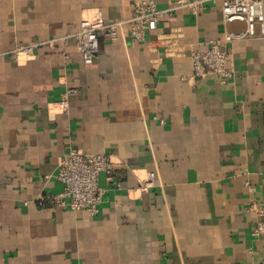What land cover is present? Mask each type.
Masks as SVG:
<instances>
[{
  "label": "crops",
  "instance_id": "1",
  "mask_svg": "<svg viewBox=\"0 0 264 264\" xmlns=\"http://www.w3.org/2000/svg\"><path fill=\"white\" fill-rule=\"evenodd\" d=\"M148 1L176 0H0V264H264L249 210L264 206V36L227 46L224 82L182 81L191 51L243 29L216 2L161 18L146 43L123 25L83 64L81 20L126 21ZM71 149L116 165L119 189L97 176L95 216L37 205L61 191Z\"/></svg>",
  "mask_w": 264,
  "mask_h": 264
},
{
  "label": "built area",
  "instance_id": "2",
  "mask_svg": "<svg viewBox=\"0 0 264 264\" xmlns=\"http://www.w3.org/2000/svg\"><path fill=\"white\" fill-rule=\"evenodd\" d=\"M220 2L222 23L225 26L240 23L243 29L229 31L226 28L221 39L210 41L204 51H191L189 55L190 73L182 76L187 83H198L206 77L217 76L224 82L232 76V68L227 53V46L239 42L256 40L264 36V0H176L166 9H157L152 1L138 3L132 7V15L126 21L107 22L100 11L94 18L81 20L79 29L70 36L75 42L76 50L83 64L90 65L98 52L101 38L113 43L117 41L118 30L128 25L129 37L136 42L146 43L148 32L156 29L161 18L170 16L175 10L187 9L193 15L202 11L210 3ZM170 39V38H169ZM161 43L172 45L168 39H160ZM173 42V40L171 39ZM52 44V42H48ZM38 45H25L15 48L14 58L29 54ZM168 54H171L167 48ZM69 92L63 94V98ZM63 111L66 109L64 99L57 103ZM115 163L106 154L87 155L71 149L59 161L55 180L61 184V191L51 196H41L37 205H46L71 212L83 211L91 216L98 214L104 191L97 186V176L104 173L107 185L119 189L120 185L114 179ZM154 174L147 175L140 181L138 190L146 193L153 185ZM250 211L256 216L252 231L253 237H264V206H251Z\"/></svg>",
  "mask_w": 264,
  "mask_h": 264
}]
</instances>
